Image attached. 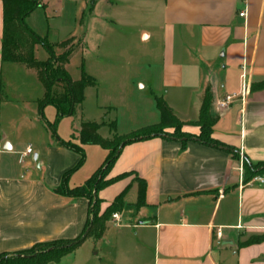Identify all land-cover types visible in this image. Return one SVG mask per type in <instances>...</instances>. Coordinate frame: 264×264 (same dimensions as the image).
Listing matches in <instances>:
<instances>
[{
    "label": "crops",
    "instance_id": "0c3cea01",
    "mask_svg": "<svg viewBox=\"0 0 264 264\" xmlns=\"http://www.w3.org/2000/svg\"><path fill=\"white\" fill-rule=\"evenodd\" d=\"M146 2L160 22L169 107L185 131L198 134L195 122L209 88L211 114L218 117L213 137L234 147L239 156L164 135L128 143L107 177L133 174L98 193L101 211L123 194L118 218L110 217L100 239L88 237L74 253L49 264H67L74 255V264H221L228 251L235 264H264V166L253 177L244 169L245 160L264 163V90L249 89L244 100L219 107L227 95L242 92L243 78L248 85L264 80V0ZM241 11L246 15L240 16ZM3 14L0 0V75L17 91L11 76L18 66L1 60ZM151 35L142 34L144 39ZM38 50L37 45L36 58ZM185 79L196 83L190 105L183 98ZM4 95L0 92V254L78 237L86 224L88 199L63 196L56 189L79 154L49 136L44 146L37 142L24 148L22 129H36L37 123H21L19 105ZM24 119H30L28 114ZM29 146L32 153L25 154ZM78 174L79 169L69 176L68 187L90 177L81 182ZM135 176L147 183L146 204L140 207ZM218 227L223 229L220 240Z\"/></svg>",
    "mask_w": 264,
    "mask_h": 264
},
{
    "label": "rangeland",
    "instance_id": "374dc122",
    "mask_svg": "<svg viewBox=\"0 0 264 264\" xmlns=\"http://www.w3.org/2000/svg\"><path fill=\"white\" fill-rule=\"evenodd\" d=\"M39 1L41 6L29 15L27 24L47 38L56 54L62 52L58 43L75 37L80 47L66 68L73 80L80 79L82 68L96 79L94 87L86 88L85 100L75 113L59 119L57 135L79 142L83 121L104 122L106 126L99 130L104 138H112L115 133L127 135L157 124L160 121L157 100L167 103V88L162 81L160 22L147 0ZM147 31L152 33L150 39L142 36ZM38 47L36 59L47 60L48 50L41 45ZM17 66L18 72L11 76L17 91L7 85L4 97L19 105L21 123H37L36 129H22V146L36 147L37 142L44 146V138L56 139L47 125L56 120V108L48 105L41 116L37 101L43 97L44 88L34 70ZM184 85L185 103L193 104L196 83L185 79ZM24 114L30 119H24ZM110 123H115L114 131ZM86 146L87 160L78 174L81 182L102 165L107 155L99 145ZM229 253H223L221 264H235V256ZM69 259L67 264L76 262L75 255Z\"/></svg>",
    "mask_w": 264,
    "mask_h": 264
},
{
    "label": "trees",
    "instance_id": "16d2710c",
    "mask_svg": "<svg viewBox=\"0 0 264 264\" xmlns=\"http://www.w3.org/2000/svg\"><path fill=\"white\" fill-rule=\"evenodd\" d=\"M39 0H3V39H2V64L13 63L36 72L38 80L44 88V94L37 101L41 116L48 105H53L57 111V118L54 122H47L52 130L56 141L78 153L80 159L75 167L66 171L62 178L61 185L56 192L68 197H85L88 199V214L83 232L74 239H60L48 242H38L28 249L13 252L1 253L0 264H49L59 262L64 256L77 249L88 237L100 239L106 229V223L110 217L123 206V194L118 195L115 200L101 211L102 200L98 197L101 189L110 184L133 174L127 172L108 178V174L119 157L123 147L128 143L150 138L153 135H164L174 137L185 144L189 140H197L201 143L227 149L235 158L239 152L232 146L213 137V128L218 117L211 114L212 93L208 88L205 92L200 115L195 122L199 126V133L192 134L183 129L182 122L162 99L157 100L160 110V121L140 131L131 132L127 135L115 133L112 138H104L99 130L105 125L104 122L83 121L80 124L78 139L80 144L71 140L61 139L57 133V125L60 118L75 113L85 100V90L96 85V79L82 68L81 77L73 80L66 68L72 55L80 47V42L75 37L68 38L60 43L58 47L62 52L56 54L52 44L45 37L38 35L28 24V16L40 7ZM37 45L45 47L49 57L45 61L36 59L35 48ZM6 84L3 75H0V92L5 93ZM264 90V80L254 82L250 85V91ZM111 130H115V123H110ZM99 145L108 151L102 165L85 181L84 184L70 188L67 185L69 176L80 169L86 161L84 146ZM264 163H251L244 161V169L251 177L261 173ZM138 182V197L136 206L146 204L147 183L144 179L135 176ZM253 241H258L252 240Z\"/></svg>",
    "mask_w": 264,
    "mask_h": 264
},
{
    "label": "built area",
    "instance_id": "2783aa9c",
    "mask_svg": "<svg viewBox=\"0 0 264 264\" xmlns=\"http://www.w3.org/2000/svg\"><path fill=\"white\" fill-rule=\"evenodd\" d=\"M241 2H246L247 0H239ZM246 15V11H241L240 12V16H245ZM250 89V85H248L245 81V79L243 78V83H242V92L240 94H231V95H227L222 101L219 102V107L220 108H226L230 105V103H232L235 99L237 98H241L244 100L246 94L248 93ZM32 153V148L31 146L27 147L25 154H30ZM256 180H260L263 182V179L261 177H256ZM114 218H118V214L114 213L113 214ZM217 238L220 240L223 237V229L222 227H218L217 228V232H216Z\"/></svg>",
    "mask_w": 264,
    "mask_h": 264
}]
</instances>
